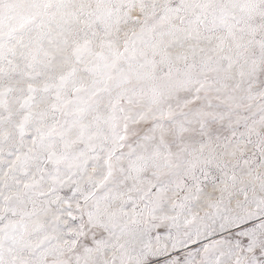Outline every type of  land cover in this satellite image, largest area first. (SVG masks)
I'll return each instance as SVG.
<instances>
[{
	"label": "snow or ice",
	"instance_id": "6c2138e0",
	"mask_svg": "<svg viewBox=\"0 0 264 264\" xmlns=\"http://www.w3.org/2000/svg\"><path fill=\"white\" fill-rule=\"evenodd\" d=\"M0 264H264V0H0Z\"/></svg>",
	"mask_w": 264,
	"mask_h": 264
}]
</instances>
